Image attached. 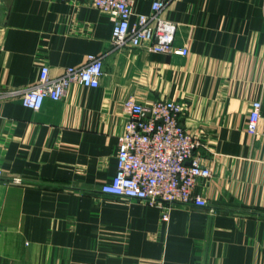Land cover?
Instances as JSON below:
<instances>
[{
  "label": "crops",
  "instance_id": "0c3cea01",
  "mask_svg": "<svg viewBox=\"0 0 264 264\" xmlns=\"http://www.w3.org/2000/svg\"><path fill=\"white\" fill-rule=\"evenodd\" d=\"M161 15L186 55L114 47L109 15L87 0H0V264H264V0H168ZM89 54L102 58L96 87L21 104L42 65L55 77ZM129 97L182 103L213 171L195 188L205 206L174 204L164 221L160 207L100 191Z\"/></svg>",
  "mask_w": 264,
  "mask_h": 264
},
{
  "label": "built area",
  "instance_id": "2783aa9c",
  "mask_svg": "<svg viewBox=\"0 0 264 264\" xmlns=\"http://www.w3.org/2000/svg\"><path fill=\"white\" fill-rule=\"evenodd\" d=\"M87 1L109 15L114 47L144 45L152 53H188L187 47L174 42L176 23L161 15L168 0H154L148 14L134 13L132 0ZM102 74V58L94 54L87 55L80 66L65 67L55 77L44 64L37 82L20 92L21 104L38 110L45 99H61L72 83L96 87ZM123 108L127 118L117 138L115 171L100 185V191L160 207L164 221H168V209L174 204L205 206L206 198L195 188L199 181H208L213 171L201 161L199 140L180 121L182 103L166 98L142 103L129 97ZM260 108V101L252 102L246 121L249 135L257 134Z\"/></svg>",
  "mask_w": 264,
  "mask_h": 264
}]
</instances>
